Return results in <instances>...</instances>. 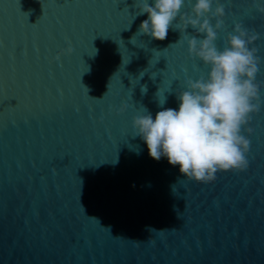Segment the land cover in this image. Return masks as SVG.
Wrapping results in <instances>:
<instances>
[{"label":"water","instance_id":"1","mask_svg":"<svg viewBox=\"0 0 264 264\" xmlns=\"http://www.w3.org/2000/svg\"><path fill=\"white\" fill-rule=\"evenodd\" d=\"M220 2L219 48L236 22L259 33L264 101V13ZM139 12V0H0V264H264V103L243 131L244 170L189 181L151 158L133 118L165 98L178 109L176 90L209 69L179 18L156 40Z\"/></svg>","mask_w":264,"mask_h":264},{"label":"clouds","instance_id":"2","mask_svg":"<svg viewBox=\"0 0 264 264\" xmlns=\"http://www.w3.org/2000/svg\"><path fill=\"white\" fill-rule=\"evenodd\" d=\"M184 4L185 0H154V4L139 0V14L147 13L148 18L141 22L138 32L164 40L179 18L175 29L186 36L189 55L209 70L206 76L188 77L183 82L184 90H176L178 109L163 108L165 98L163 104L159 101L161 110L154 118L144 108L143 114L133 118V126L137 130L135 136L146 143L151 158L159 161L166 157L169 164L179 166L187 180L207 183L216 178L218 171L248 167L250 140L243 131H252L247 127L252 114L260 111L264 103L261 82L257 80L261 57L256 47H250L259 33L236 22L221 49L216 40L224 23V4L216 0L213 9V0H195L191 12H181ZM253 4L264 13V0H253ZM189 26L194 34L185 31ZM67 52L71 53L72 48ZM141 91L146 93L147 86ZM172 192L176 195L174 185ZM174 210L180 219L179 209ZM152 230L156 229L148 228Z\"/></svg>","mask_w":264,"mask_h":264}]
</instances>
